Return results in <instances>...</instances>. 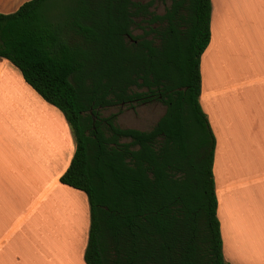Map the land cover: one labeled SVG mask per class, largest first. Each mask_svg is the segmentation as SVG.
Instances as JSON below:
<instances>
[{"label":"trees","instance_id":"obj_1","mask_svg":"<svg viewBox=\"0 0 264 264\" xmlns=\"http://www.w3.org/2000/svg\"><path fill=\"white\" fill-rule=\"evenodd\" d=\"M27 0L0 12V57L64 115L75 138L60 182L87 195L85 264H228L203 111L200 59L211 0H172L158 45L129 41L133 0ZM70 6L66 7L65 3ZM158 100L148 130L99 109Z\"/></svg>","mask_w":264,"mask_h":264},{"label":"crops","instance_id":"obj_2","mask_svg":"<svg viewBox=\"0 0 264 264\" xmlns=\"http://www.w3.org/2000/svg\"><path fill=\"white\" fill-rule=\"evenodd\" d=\"M25 1L0 0V12ZM209 30L199 101L215 136L223 258L264 264V0H211ZM75 147L63 113L0 57V264H63L47 247L60 232L69 240L73 221L85 250L87 195L59 179Z\"/></svg>","mask_w":264,"mask_h":264},{"label":"rangeland","instance_id":"obj_3","mask_svg":"<svg viewBox=\"0 0 264 264\" xmlns=\"http://www.w3.org/2000/svg\"><path fill=\"white\" fill-rule=\"evenodd\" d=\"M55 1H53L50 5V12L54 17L58 13V10L55 9L56 8L55 3H57ZM65 5L66 7L70 6L69 2L65 3ZM134 107L135 108L133 110H127L126 108H122L119 110V107L109 106L99 109V113L101 115H109L111 113H117L116 124H118L121 127H134L142 130H148L155 124L157 119L160 116H162V114L165 111V106L157 101L136 104ZM73 202H74L73 198L69 197L70 207L73 206L72 205ZM73 226H74V221L71 224V232L68 234L69 240H67L65 237L66 233L62 234V232H60L56 236H54L55 237L54 248L50 249L47 247V254L53 255L54 260L56 259V255L59 254L62 257L61 262L63 261V264L65 263L75 264V262L77 261L80 262L83 261L84 252L81 253V250L84 249H82L83 248L82 245L80 243L78 244L79 241H77V239H76V244H72L74 237ZM47 238H49V236H47ZM56 243L58 244L59 248H61L58 251L56 249L57 248ZM67 245H69V248Z\"/></svg>","mask_w":264,"mask_h":264},{"label":"flooded vegetation","instance_id":"obj_4","mask_svg":"<svg viewBox=\"0 0 264 264\" xmlns=\"http://www.w3.org/2000/svg\"><path fill=\"white\" fill-rule=\"evenodd\" d=\"M133 1L137 3L138 6H142V13H138L137 15L133 16V24L130 26V34L128 36L129 41L132 43H136L138 39L144 37L152 41V43L158 45L161 41L160 31L165 25V20L163 19V17L165 15L167 7L171 4L172 0H133ZM151 101L160 102L158 100L137 101L136 99H132L128 101L126 104L122 103L119 110L122 108H126L127 110H133L136 104L151 102ZM101 116H108V115H101ZM122 128H134V127H122Z\"/></svg>","mask_w":264,"mask_h":264}]
</instances>
